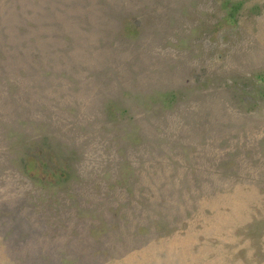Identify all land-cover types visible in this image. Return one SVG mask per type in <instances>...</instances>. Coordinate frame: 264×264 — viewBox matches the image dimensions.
<instances>
[{
  "label": "rangeland",
  "instance_id": "obj_1",
  "mask_svg": "<svg viewBox=\"0 0 264 264\" xmlns=\"http://www.w3.org/2000/svg\"><path fill=\"white\" fill-rule=\"evenodd\" d=\"M0 264H264V0H0Z\"/></svg>",
  "mask_w": 264,
  "mask_h": 264
}]
</instances>
